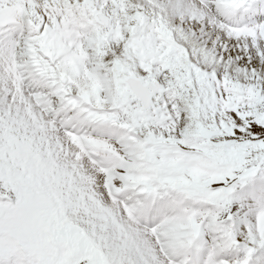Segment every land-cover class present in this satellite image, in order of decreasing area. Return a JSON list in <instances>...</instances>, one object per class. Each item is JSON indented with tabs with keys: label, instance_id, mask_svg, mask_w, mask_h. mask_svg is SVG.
<instances>
[{
	"label": "snow or ice",
	"instance_id": "snow-or-ice-1",
	"mask_svg": "<svg viewBox=\"0 0 264 264\" xmlns=\"http://www.w3.org/2000/svg\"><path fill=\"white\" fill-rule=\"evenodd\" d=\"M0 264H264V0H0Z\"/></svg>",
	"mask_w": 264,
	"mask_h": 264
}]
</instances>
